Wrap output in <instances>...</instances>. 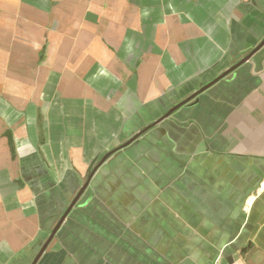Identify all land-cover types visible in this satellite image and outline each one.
<instances>
[{"label": "crops", "instance_id": "obj_1", "mask_svg": "<svg viewBox=\"0 0 264 264\" xmlns=\"http://www.w3.org/2000/svg\"><path fill=\"white\" fill-rule=\"evenodd\" d=\"M219 256L264 264V0H0V264Z\"/></svg>", "mask_w": 264, "mask_h": 264}, {"label": "water", "instance_id": "obj_2", "mask_svg": "<svg viewBox=\"0 0 264 264\" xmlns=\"http://www.w3.org/2000/svg\"><path fill=\"white\" fill-rule=\"evenodd\" d=\"M254 53V52H252ZM250 58V56H248L247 58H245L241 64L243 62H245L246 60H248ZM235 68H232L231 70H229V72H226L225 74H223L222 76H220L215 82H217L220 79L225 78L229 73H231ZM214 83V82H213ZM212 83V84H213ZM209 84L207 86H205L204 88H202L199 92H197L196 94L192 95L190 98H188L187 100L183 101L182 103L178 104L177 106H175L174 108H172L170 111H168L164 118L170 116L175 110H177L179 107H181L182 105L188 103L189 101H191L192 99L196 98L202 91H204L206 88H208L210 85ZM143 132H140L139 134H137L136 136H134L131 140H129L128 142L124 143L123 145L119 146L118 148L112 150L111 152H109L108 154H106L102 160L99 162V164L94 168V170L92 171L90 178L94 175V173L96 172V170L99 168L100 165H102V163H104L113 153H115L116 151L127 147L128 145H130L133 141H135ZM90 178L87 182V184H85V186L80 190V192L77 194V196L75 197V199L72 201V203L70 204L69 208L66 210V212L64 213V215L62 216V218L60 219V221L58 222L56 228L54 229L52 236L56 233V231L58 230V228L60 227V225L63 223V221L65 220V218L67 217V215L69 214V212L71 211V209L76 205V203L78 202L79 198L81 197V195L83 194V192L85 191V189L88 186V183L90 181ZM46 246L43 247V249L41 250L40 254L37 256L36 260L34 261V263H36L37 259L39 258V256L43 253V251L45 250Z\"/></svg>", "mask_w": 264, "mask_h": 264}, {"label": "built area", "instance_id": "obj_3", "mask_svg": "<svg viewBox=\"0 0 264 264\" xmlns=\"http://www.w3.org/2000/svg\"><path fill=\"white\" fill-rule=\"evenodd\" d=\"M214 264H221V262H220V256L216 259V261H215Z\"/></svg>", "mask_w": 264, "mask_h": 264}]
</instances>
